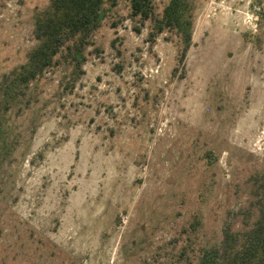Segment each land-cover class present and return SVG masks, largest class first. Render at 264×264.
Returning <instances> with one entry per match:
<instances>
[{
    "label": "rangeland",
    "instance_id": "obj_1",
    "mask_svg": "<svg viewBox=\"0 0 264 264\" xmlns=\"http://www.w3.org/2000/svg\"><path fill=\"white\" fill-rule=\"evenodd\" d=\"M169 1L21 84L49 0H0V264H264V0Z\"/></svg>",
    "mask_w": 264,
    "mask_h": 264
},
{
    "label": "trees",
    "instance_id": "obj_2",
    "mask_svg": "<svg viewBox=\"0 0 264 264\" xmlns=\"http://www.w3.org/2000/svg\"><path fill=\"white\" fill-rule=\"evenodd\" d=\"M152 0H129L133 16L148 19ZM103 0H49L47 14L35 21L34 35L39 42L38 47L28 57V65L21 68L14 76L21 84L36 79L38 75L52 64V58L66 43L73 42L75 48H81L89 34L97 28ZM188 5L187 0H170L158 22V31L164 27L177 31L187 30V25L180 22L182 8ZM69 49V46H67ZM186 47L183 48V55ZM264 249L255 241V256ZM197 264H222L217 250L203 253Z\"/></svg>",
    "mask_w": 264,
    "mask_h": 264
}]
</instances>
